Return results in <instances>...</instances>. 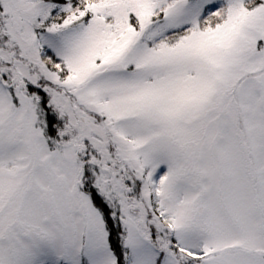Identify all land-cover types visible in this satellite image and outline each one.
I'll return each mask as SVG.
<instances>
[{
	"label": "snow or ice",
	"instance_id": "1",
	"mask_svg": "<svg viewBox=\"0 0 264 264\" xmlns=\"http://www.w3.org/2000/svg\"><path fill=\"white\" fill-rule=\"evenodd\" d=\"M0 264H264V0H0Z\"/></svg>",
	"mask_w": 264,
	"mask_h": 264
}]
</instances>
